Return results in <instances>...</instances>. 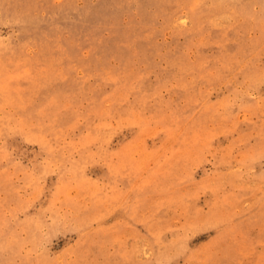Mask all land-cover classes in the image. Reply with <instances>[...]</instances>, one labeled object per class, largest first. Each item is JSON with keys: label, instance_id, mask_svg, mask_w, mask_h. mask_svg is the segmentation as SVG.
<instances>
[{"label": "rangeland", "instance_id": "374dc122", "mask_svg": "<svg viewBox=\"0 0 264 264\" xmlns=\"http://www.w3.org/2000/svg\"><path fill=\"white\" fill-rule=\"evenodd\" d=\"M0 264H264V0H0Z\"/></svg>", "mask_w": 264, "mask_h": 264}]
</instances>
